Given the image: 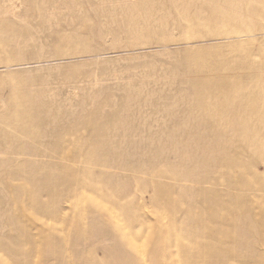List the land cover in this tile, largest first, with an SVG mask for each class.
I'll return each mask as SVG.
<instances>
[{
	"label": "rangeland",
	"instance_id": "obj_1",
	"mask_svg": "<svg viewBox=\"0 0 264 264\" xmlns=\"http://www.w3.org/2000/svg\"><path fill=\"white\" fill-rule=\"evenodd\" d=\"M26 1L35 7L41 0ZM137 1L134 16L130 4L113 8L130 9L126 16L117 17L166 22L163 32L149 34L162 42L192 37L179 29V13L192 15L208 1L235 2ZM172 1L190 2L191 7L175 6ZM142 2L149 4L142 6ZM240 5L241 11L251 14L246 20L251 27L264 24V15ZM236 10L230 8L235 18ZM137 11L151 15L139 16ZM83 14L86 21L74 20L61 10L55 17L60 24L52 25L31 19L25 22L32 31L26 41L0 47V264H25L28 255L31 264H72V230L79 219H132L129 213H133L136 219L150 222L171 221L166 233L156 229L140 241L133 240L140 256L152 250L158 237L171 241L191 237L186 233L197 227L196 219H264V78L255 75L260 58L246 55L243 59L241 53L256 50L264 56V39L247 42L243 48L232 41L210 42L208 38L190 43L169 40L180 45L146 51V55L119 51L120 44L113 48L107 42L106 52L85 64L61 55L47 65L51 50L48 46L41 50L47 33L73 37L72 28L82 32L84 23L90 27L82 33L86 39L98 33L101 26L95 14L90 10ZM111 19L104 18L103 29L120 31L121 24ZM237 19L245 21L243 15ZM68 22L72 24L67 26ZM127 36L111 34V39L124 42ZM64 44L69 52L87 45ZM12 47L25 55L5 60ZM187 49L200 54L202 60L190 67L183 64ZM253 60L256 63L250 66ZM207 68L220 78L250 86L205 99L193 80L202 78ZM239 73L243 77L235 76ZM15 97L22 99L24 113L38 111L40 117L14 121L23 114L13 104ZM94 130H107V137L99 145V139H94L93 153L86 151L88 147L75 152L77 136ZM58 131L62 136L54 140ZM47 151L56 158L35 155ZM72 156L93 158L103 166L81 165L72 162ZM158 166L175 170L184 181L167 180L158 191L150 182L151 171ZM83 167L93 174L81 173ZM204 176L207 182L201 183ZM4 181H11L15 190L4 188ZM44 207L47 212L40 210ZM49 244L51 255L46 252Z\"/></svg>",
	"mask_w": 264,
	"mask_h": 264
},
{
	"label": "bare ground",
	"instance_id": "obj_2",
	"mask_svg": "<svg viewBox=\"0 0 264 264\" xmlns=\"http://www.w3.org/2000/svg\"><path fill=\"white\" fill-rule=\"evenodd\" d=\"M176 1L171 3L175 6L182 4L185 8L191 7L190 2ZM137 2V0H41L34 7L32 2H27L26 0H0V34H6V37H0V47L8 46L9 42H15L18 45L22 41H26L32 35L29 34L32 31L28 29L25 22H29L31 19H36L41 23L47 22L49 25L58 24L59 21L55 17L58 16L61 10L66 11L72 19L82 21L87 19L86 15L83 14L85 10H90L97 17L98 26L101 27L97 34L90 37V40L88 37L86 39L82 34L87 33L90 29L86 23H84L82 32L72 28L73 37L66 38V35L59 32L53 36H51V33H47L44 43L41 44V50L44 49L42 48L44 46H48L51 50L50 58L46 60L48 62L47 65L51 61L56 60L54 59L55 57H61V55L68 56V59H79L81 64H85V60L105 53L107 50L105 44L107 42L113 43V48L120 44L118 48H121V50L119 51L146 55V51L158 49L166 51L173 47L176 48L180 44L172 42L179 40H186L184 43H190L192 39L199 38H208L206 40L210 42L226 40L232 41L233 45L243 48L247 42L264 39V24L257 28L251 27L248 23L251 14L240 10L241 3L246 6L245 9H247V6L249 7L248 11L251 10L249 11L250 13L258 12L260 15H264V0L263 3L258 2L256 5L242 0H235V2H204L200 5V9L194 11L192 15L188 14V12L179 13L182 16V23L179 29L181 31L187 30L186 33H190L192 37L186 36L182 39L169 38L166 42L152 39L149 36L151 32H163V26L167 24L166 22L159 19L153 20L151 17L143 18L141 21L137 18L122 20L118 18L119 15L126 16L130 9H122L120 11L113 9L117 5L129 6L133 4V7L129 6L131 7L130 14L133 15L134 6H136ZM141 4L144 6L149 3L142 2ZM232 7L237 9L235 12L236 18L230 11ZM50 8L53 9V12L48 11ZM137 12L139 16L144 14L151 15L142 11ZM237 15H243L245 21L238 20ZM106 16L112 17V23H116L119 26L121 24L120 31L103 29L102 26L106 24L104 21ZM205 16H208V18H204ZM18 19H21L22 22H15ZM70 24L72 23H66L67 26ZM42 28L45 29L44 25ZM120 33L128 35L126 41L123 42L120 38L111 39V34L118 36ZM162 40L165 41V38L163 37ZM69 41L87 45L83 46V48L75 46L69 52L64 48L66 45L64 42ZM187 50L183 58V64H187L190 67L202 60L200 54L192 52L191 49ZM241 53L243 59L246 58V55L260 58V64L256 66L255 75L259 80H262L264 78V56L256 50H245V53L242 50ZM23 55L25 54L22 51L14 50L12 47L11 51L4 56L6 57L5 60L8 61ZM41 62L42 60L38 61L40 64ZM255 63L256 61L254 60L249 61L250 66L255 65ZM203 71L204 75L202 78L194 79L193 85L201 91V96L205 99H209L210 96L229 93L232 90L237 92V90H243L250 86L248 83L246 85L230 77L220 78L217 73L212 72L208 68ZM236 75L243 77V73ZM261 89L264 90V83L261 85ZM12 101L19 111H23L22 116L14 119V121L18 119L20 121H28L40 117L38 111L24 113L26 108L20 97H15ZM96 115L97 113L92 112V116ZM87 116H91V113H87ZM107 134V130L105 133L94 130L90 135H78L77 141L79 145L75 147V152H82L83 148L88 147L90 150L86 151L93 153L95 149L93 147L94 139H99L96 143V145H99L100 139H105ZM61 136L62 133L60 131L54 133V140ZM35 155L56 158L54 154L48 151L46 154ZM261 157L264 159V154ZM70 160L86 166H103L97 160H93V158L84 159L79 157L78 159V157L72 156ZM93 172L89 167H83L81 173L92 175ZM150 175V182L156 185L158 191H161V185L167 183V180L184 181V179L179 178L178 172L175 173V170L164 169L163 166L153 169ZM154 177L159 180H152ZM205 182H207V177L204 176L201 179V183ZM135 184L138 183L136 182ZM3 186L8 190H15L11 181H4ZM31 198L36 202V197L31 196ZM128 203L134 205L132 202ZM40 210L42 212L48 211L47 207L40 208ZM129 217L132 219H84L82 221L79 219L75 221L71 237V245L74 248V251H72V264H264V219H196L197 227L186 233V235L193 234L191 237L174 241L161 240L158 237L151 247L152 250L140 256L136 252L137 244L135 245L133 240L140 241L142 237L154 234L156 229L158 233H166L168 231V223L171 221L153 219V222H150V219H136L133 213H129ZM172 234H175L174 229ZM50 246L51 244L47 246L46 251L49 255H51ZM47 253L44 257L47 256ZM31 259V256H26L25 264H31Z\"/></svg>",
	"mask_w": 264,
	"mask_h": 264
}]
</instances>
